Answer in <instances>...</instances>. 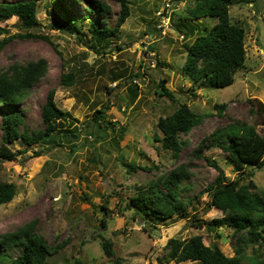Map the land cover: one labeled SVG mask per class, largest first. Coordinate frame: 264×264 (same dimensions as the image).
I'll return each instance as SVG.
<instances>
[{
  "label": "rangeland",
  "instance_id": "rangeland-1",
  "mask_svg": "<svg viewBox=\"0 0 264 264\" xmlns=\"http://www.w3.org/2000/svg\"><path fill=\"white\" fill-rule=\"evenodd\" d=\"M18 1L26 0L0 3ZM106 1L112 13L101 16L91 12L85 2L63 0L75 20L89 16L80 24L82 28L71 34L57 29L64 19L60 0H38L40 27L30 32L47 39L15 37L0 51V72L14 63L32 60L45 59L49 64L47 74L19 105L25 121L21 131L33 134L45 129L41 110L51 90L56 91L58 107L67 113L63 127L48 141L32 146L15 141L12 150L25 153L16 161L0 159V183L16 186L14 200L0 206V235L37 219L38 233L52 246L63 245L47 264H75L77 260L82 264H157L169 239L198 235L207 246L217 245L226 256L233 257L236 241L229 226L211 232L196 223L197 218L212 223L226 215L215 207L206 211L210 200L207 189L219 174L207 160L216 162L227 181L253 172L260 189H264V169L253 165L245 172L237 171L227 154L216 147L204 152L205 159L191 160L189 153L198 141L232 120L262 121L259 114L251 113L250 100L264 103V0H233L230 15L246 30L247 59L235 82L224 89L213 88L209 82L197 88L183 74L187 48L216 23L213 17L196 22L180 19L195 0H174L175 12L171 24L165 26V37L157 28V12L164 0H129L130 18L119 32L109 35L104 33L115 28L120 6ZM21 25L16 17L0 23L10 32L0 35V41L25 34ZM64 73L75 75L73 86L62 85ZM163 79L168 80L166 86L179 104L187 103L195 113L205 114L200 126L183 137L190 146L177 160L155 141L158 120L178 108L177 103L158 94ZM222 103L227 108L220 115L215 105ZM99 110L104 117L101 125L94 122V112ZM10 111L0 105V123ZM106 121L112 126H105ZM258 132L263 134V126H258ZM1 134L0 129V138ZM128 164L151 169L139 168L128 174ZM181 164L191 167V178L182 184L188 188L181 193L191 218L180 213L170 220L148 224L145 217H135L134 210L127 208L134 193L131 187L146 185ZM104 203L107 213L102 208ZM102 236L113 243V258L105 255ZM20 252V248L0 247L4 264H12Z\"/></svg>",
  "mask_w": 264,
  "mask_h": 264
},
{
  "label": "trees",
  "instance_id": "trees-1",
  "mask_svg": "<svg viewBox=\"0 0 264 264\" xmlns=\"http://www.w3.org/2000/svg\"><path fill=\"white\" fill-rule=\"evenodd\" d=\"M60 0L59 6L63 11V22L58 24V30L71 34L81 29V23L89 20L84 16L81 20H75ZM74 3H87L91 12H97L101 16L112 13V9L106 0H71ZM120 6L116 26L113 30H106L105 35L116 34L131 16L129 0H112ZM165 1V0H164ZM175 7V2L172 0ZM164 4V3H163ZM233 0H195L194 4L180 15V19L186 22H196L202 18L213 17L216 23L212 27L199 34L193 43L187 48V57L182 68L197 88L209 82L213 88L224 89L235 82L238 71L244 68L247 51L245 45L246 30L239 23L234 22L230 15ZM38 0H26L18 2L0 3V23H6L12 18H17L25 30V34L10 36L0 41V51L3 46L15 37L21 38H45L30 32L40 27L37 17ZM175 12V10H174ZM182 25V24H180ZM6 27L0 26V35L9 34ZM185 39V37H183ZM49 64L45 59L29 61L26 64L14 63L5 71L0 72V105L11 111L4 114L1 119L0 129V159L16 161L25 151H14L11 145L18 140H23L29 146L46 142L63 127L62 121L67 113L58 107L55 100L56 91L51 90L47 101L41 110V116L45 129L29 134L27 130L21 131L24 125V117L19 111V105L29 96L33 87L48 72ZM134 77H138L135 75ZM75 75L62 74V85L71 87L74 85ZM168 80L163 79L159 83L160 97H166L177 103L178 108L170 115L161 117L157 123L159 135L155 141L161 142L163 149L177 160L181 152L190 146L187 139L194 128L200 126L205 114L195 113L187 103H178L173 92L166 86ZM251 113L259 114L262 121L258 123L232 120L230 124L214 130L209 136L198 141L189 155L191 160L205 159L204 152L208 148L223 150L228 160L237 171L245 172L248 166L258 165L264 169V103L260 100H250ZM225 103L215 105L218 114L222 115L226 110ZM103 111L94 112V122L101 125ZM105 126H112L108 121ZM263 126V134L258 132V126ZM69 134L68 132L66 133ZM70 137V136H69ZM72 137V136H71ZM39 157L40 155L37 154ZM207 163L219 171L215 182L207 189L209 202L206 211L212 207L218 208L226 215L225 218L215 219L212 223L197 218L200 228L207 226L208 230L215 232L223 225L229 226L235 236L236 248L233 257L226 256L219 246H207L202 236H194L189 239L171 238L165 246L164 254L157 258V264H182L196 262L200 264H264V189H260L253 180V172L247 175L240 174L236 179L227 181L223 172L214 160ZM124 165H126L124 163ZM128 174L137 171L141 166L128 164ZM154 169H159L153 165ZM150 170L151 168L144 167ZM191 167L181 164L169 173L159 176L146 185L134 184L133 195L129 198L127 208L134 210L135 217L143 216L148 224L164 222L183 213L187 218V203L181 198V193L186 191L187 185L183 182L191 178ZM16 196V186L10 182L0 183V206L10 204ZM108 203V202H107ZM109 211L105 203L102 206ZM185 212V213H184ZM193 222V221H192ZM194 223V222H193ZM39 221L34 219L15 231L0 235V247L6 250L10 247L20 248V254L12 260V264H47L49 257L57 254L63 245H50L46 239L38 233ZM105 226V222H102ZM101 247L107 257L113 258V243L101 237ZM4 254H0V264H4ZM75 264H82L78 260ZM153 264V263H148Z\"/></svg>",
  "mask_w": 264,
  "mask_h": 264
},
{
  "label": "built area",
  "instance_id": "built-area-1",
  "mask_svg": "<svg viewBox=\"0 0 264 264\" xmlns=\"http://www.w3.org/2000/svg\"><path fill=\"white\" fill-rule=\"evenodd\" d=\"M175 7L172 3V0H165L164 4L158 8V12H157V19H158V25L157 28L163 30V32L161 31V34L163 37H165L168 33H165V29L167 25L171 24V19L174 13ZM182 39L183 36L181 37ZM145 51L148 50L147 47L143 48ZM149 54L151 56H155L154 52L149 51ZM156 64L153 66L155 67ZM117 84H114L113 87H116Z\"/></svg>",
  "mask_w": 264,
  "mask_h": 264
}]
</instances>
